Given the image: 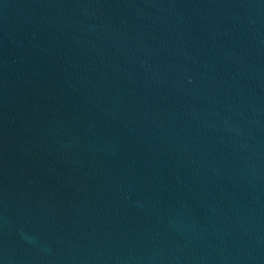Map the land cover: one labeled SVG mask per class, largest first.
Masks as SVG:
<instances>
[{
    "label": "water",
    "instance_id": "1",
    "mask_svg": "<svg viewBox=\"0 0 264 264\" xmlns=\"http://www.w3.org/2000/svg\"><path fill=\"white\" fill-rule=\"evenodd\" d=\"M0 264H264V0H0Z\"/></svg>",
    "mask_w": 264,
    "mask_h": 264
}]
</instances>
